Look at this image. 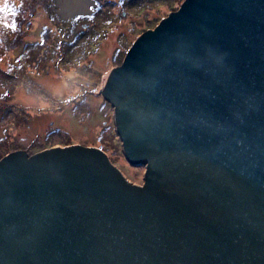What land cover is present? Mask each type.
Listing matches in <instances>:
<instances>
[{
	"label": "water",
	"instance_id": "obj_1",
	"mask_svg": "<svg viewBox=\"0 0 264 264\" xmlns=\"http://www.w3.org/2000/svg\"><path fill=\"white\" fill-rule=\"evenodd\" d=\"M99 149L0 159V264H264V0H184L104 86Z\"/></svg>",
	"mask_w": 264,
	"mask_h": 264
},
{
	"label": "rangeland",
	"instance_id": "obj_2",
	"mask_svg": "<svg viewBox=\"0 0 264 264\" xmlns=\"http://www.w3.org/2000/svg\"><path fill=\"white\" fill-rule=\"evenodd\" d=\"M104 1L109 2L103 8V14L93 20L88 17L96 6L94 0H53L51 3V9L59 19L76 22L71 35L72 31L76 32L75 35L81 34L80 29L91 23L94 27L89 33L98 32L94 53L81 64L74 61L81 56L78 50L69 53L68 60L61 65L49 61L44 69L22 63L19 68L8 66L7 69L6 63L14 61L15 55L1 59V68L6 73L12 70L20 73L21 81L9 86L0 78V156L15 151L27 154L40 152L51 148L49 146L54 143L68 142L70 145L94 147L101 150L129 182L141 185L144 167L134 166L126 159L117 137L114 111L104 107L101 102L105 99L113 108L103 92L108 76L122 63L141 34L154 29L162 19L174 12L170 9L174 0H135L131 5H124L127 13L125 10L122 12L120 0ZM160 6L166 9L160 11L159 15H148V11L157 10ZM51 9L43 10L34 18L32 28L27 27L25 42L39 39L43 26L52 28L58 34L68 31L53 28L49 22ZM121 15L122 18H118ZM77 18L78 21L75 20ZM96 19H102L103 29H100ZM55 33L54 37H59ZM59 44L53 43V46L58 47ZM73 62L75 64L72 65ZM25 72L27 77L24 76ZM20 82L23 84L16 85ZM8 88H11L9 93ZM97 90L98 95L94 94Z\"/></svg>",
	"mask_w": 264,
	"mask_h": 264
},
{
	"label": "trees",
	"instance_id": "obj_3",
	"mask_svg": "<svg viewBox=\"0 0 264 264\" xmlns=\"http://www.w3.org/2000/svg\"><path fill=\"white\" fill-rule=\"evenodd\" d=\"M95 1V8L92 10L91 16H89V20H93L96 16H99L101 13L103 14V8L108 5L109 1L103 0H94ZM138 1V0H136ZM184 0H174V5L171 6L170 9L176 11L180 4ZM53 0H0V65H3L2 58L3 57H13L14 61L10 63H6L5 66L9 68H19V64H25L29 67L37 66L41 67L40 69H44L47 66L49 61H56V65L59 66L65 60H68V54L74 51H79L81 56L78 60H74L75 63L81 64L82 62L86 61L91 55L94 53L97 47V39L98 32L92 33L90 32L92 27H94L93 23L88 24L87 27H83L80 29L81 34L75 35V33L71 30L72 27L76 25L74 21H63L58 18V16L53 12L54 10L51 9V3ZM135 0H120L122 12L125 10L126 5H131ZM125 5V6H124ZM110 7V6H109ZM51 9V17L50 23L52 24L53 28H56L57 31L61 29H68V31L64 34L55 33V31L47 26H43L41 29L42 36L39 39L33 42H25L24 36L27 32V27L29 26L32 28L33 20L36 18L43 10ZM108 9V8H107ZM166 8L160 6V8L152 9L151 12L148 11V15L160 14V11ZM159 12V13H158ZM124 13V12H123ZM125 13L127 11L125 10ZM121 14V13H120ZM55 15V16H54ZM57 16V17H56ZM118 18H122L118 17ZM78 21V18L75 19ZM97 20V19H96ZM100 25V29H103L105 26L103 25L102 19H98L96 21ZM94 22V23H96ZM88 23V22H87ZM55 25V26H54ZM40 32V33H41ZM59 35V37H54V34ZM41 35V34H40ZM98 37V38H97ZM53 38V39H52ZM57 41V42H56ZM53 43H60L58 47H54ZM125 43V42H124ZM19 52L18 54H14V52ZM120 52L119 50L117 53ZM125 54L126 51H121ZM120 54V53H118ZM121 57V54L119 55ZM117 58V57H115ZM112 59V58H111ZM110 59V60H111ZM18 64L14 66L16 63ZM74 62L72 63L75 64ZM71 65V67H73ZM84 66V64H83ZM4 68L0 66V78L4 81L8 82L9 86L14 84V82L21 81L18 74L15 73L14 70L11 73H6ZM21 69H24L22 67ZM20 69V70H21ZM24 71V70H23ZM14 74V75H13ZM24 76L27 77V72L24 73ZM23 84L22 82L16 83V85ZM11 88L7 89V92H10ZM99 89V88H98ZM99 90L94 92V94L98 95ZM102 105L108 108L110 111L113 109L109 105V103L103 99ZM87 105V104H86ZM114 111V109L112 110ZM118 135V134H117ZM119 138V136H117ZM120 139V138H119ZM121 141V140H120ZM74 145V143H72ZM76 144V143H75ZM70 144L67 143H54L49 147H64L69 146ZM87 145V144H86ZM35 152H29L28 155L34 154ZM9 154V153H8ZM7 153L1 154L0 159L6 156Z\"/></svg>",
	"mask_w": 264,
	"mask_h": 264
},
{
	"label": "bare ground",
	"instance_id": "obj_4",
	"mask_svg": "<svg viewBox=\"0 0 264 264\" xmlns=\"http://www.w3.org/2000/svg\"><path fill=\"white\" fill-rule=\"evenodd\" d=\"M53 148V147H52ZM49 149V148H48ZM45 150V149H44ZM37 153V152H36Z\"/></svg>",
	"mask_w": 264,
	"mask_h": 264
}]
</instances>
